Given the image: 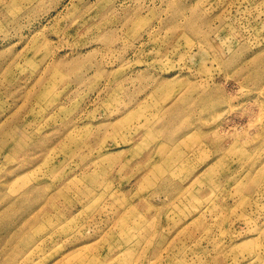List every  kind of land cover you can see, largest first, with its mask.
<instances>
[{
  "label": "rangeland",
  "instance_id": "1",
  "mask_svg": "<svg viewBox=\"0 0 264 264\" xmlns=\"http://www.w3.org/2000/svg\"><path fill=\"white\" fill-rule=\"evenodd\" d=\"M0 264H264V0H0Z\"/></svg>",
  "mask_w": 264,
  "mask_h": 264
}]
</instances>
